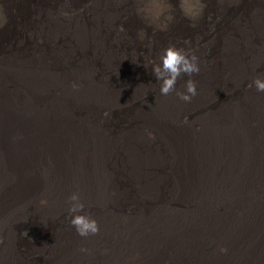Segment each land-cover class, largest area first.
Returning <instances> with one entry per match:
<instances>
[{
	"label": "rangeland",
	"instance_id": "obj_1",
	"mask_svg": "<svg viewBox=\"0 0 264 264\" xmlns=\"http://www.w3.org/2000/svg\"><path fill=\"white\" fill-rule=\"evenodd\" d=\"M10 1L13 2V0ZM95 1L96 0H22V2H20V0H16V4L11 5L9 0H3L2 6H0V62L2 63V64L0 63V73L2 74L11 73V71L6 70L11 67L13 79L9 84V87L11 89L10 92L12 93L9 94V101H10V113L11 114L14 113L15 115L12 114L13 115L12 116L11 114H8L9 116L8 115L4 116V120L6 122H9V124L11 125L7 128L0 130V136H1L0 146L3 142L2 137H4L5 139L14 137L13 142L15 144L18 143L19 145H21L26 140L28 141L30 136H32V134L36 132L35 129L32 128L31 134L30 131L26 132L24 130H23L24 133H22V128L18 127V125L15 124L17 122L21 123L24 121L23 119H26L31 122L30 126L34 127L38 123V122H34L36 120L35 118L42 117L40 113L37 114L36 111L34 113V109L36 110L37 107L35 108V106L33 105L31 107L32 111L27 112L29 114L26 113L27 115H24L25 106L34 101V95H35L34 89H29L27 87L28 80L25 78L28 77L30 74L32 76L33 73L37 70L36 62H39L42 66V71H40L41 73L39 74V76L45 75L47 80L49 79V76H51V83L55 85L56 83L61 84L62 82H65L66 84H70L68 83V76L70 71L67 73H55L52 67H48L47 65H45V61L49 59L51 62H53L54 66H59L63 63L65 64L72 61L73 72H71V78L75 82L73 85H76L82 90L89 89L96 85L99 91H101L102 93V100L100 101L96 100L98 104L94 105L89 112H94L97 109L100 110L114 109L123 112L122 110L123 106L128 108L125 124L121 125L123 131L131 130L138 133L137 126L147 125L146 123L141 124L140 118H137L139 120H136V123L133 121L132 119L133 107L132 105H130V103L133 102L140 105L145 97V92L150 87L151 91L155 96V104L147 112L150 120V125L148 126L158 135L154 137V141L150 137L146 136L147 137L146 138L145 136L141 135L144 142L142 143L143 146H140V149L143 153L145 144L150 145L151 147L154 146V148H158L157 146H161L162 144L169 142V140L160 132L172 134L171 148L168 149V145H167V156H168L167 165L162 167L163 169L160 167V169L157 170L158 171L157 175L159 177L158 176L154 177V178L158 177V179L163 177L164 178L163 180L166 179L164 181L166 187L157 189L156 191L157 199L155 200V203H153L152 200L144 198L143 194L147 192L146 190L148 188L145 184L141 188L137 189L138 191L128 192L127 198L119 202L120 206L112 205L110 207H104L102 209L101 214L105 216L104 218L105 220L103 219L104 221L101 224H98L101 234L99 236L97 235V238L98 239L102 238V241L99 240V242L101 243L103 242L104 245L102 246L105 247L103 252L104 251L105 252L103 255L98 256V259H114V258L116 259L120 249L122 254L120 252L121 256H119V258L117 259L127 260V258H129L128 255L129 253L127 252V250H125L128 248V246H126L125 244L128 240L130 241V243L133 242L138 247H140L139 253L143 257V259L141 258L136 259L137 255L131 256L129 258L130 264H134L135 263L134 261H136L135 264H140V263L148 264V262L153 263L154 262L153 259L155 260L157 259L156 254L160 248L164 250L163 251L164 257H166L169 254L175 253V251H172L171 249L165 250L167 243L165 244L162 243L164 241V236H165L164 230L162 231L161 229H159V225L157 224V222H155V221H159L161 218L163 219V217L165 218L171 216L169 214L168 215L165 214V212H163L161 209V206L166 204V210L169 207H171V209L174 208L175 210V211L173 210L172 213L173 215H175L174 219L176 220L175 221L176 226L179 225V227L184 229V252L197 251L196 256L198 259H194L193 261H190L191 257L189 254L188 255L189 261L187 262H190V264H238L237 260L239 254L236 255L234 252H226L224 250L222 251L221 248H219L216 252L214 250V246L213 245L210 246V244H214V238H215V237L210 238L212 236V232L215 233L216 229H218L219 232L221 228H225L226 226L223 227L220 226L228 222L229 217L231 218L232 216H230L226 210H220L218 211L217 215L219 217H222L223 221L212 223V227L207 231L202 232L203 233L202 236H200L199 233L195 234L194 232H190L192 226H199V225L201 226L202 223L203 225L199 227L202 228L203 230L207 229L208 227L207 225H209V222L207 220L213 218L212 216H210L208 207L211 210V207L209 205L211 206H215V205L212 204L211 200L207 197V194L205 195L204 198V194L209 189V187H207L205 184H202L201 186H197L195 188L194 186L187 184L185 181H182V179H181V183L183 188H181V191L179 189V194L176 196V198L173 194L172 197L171 196V191L173 190L172 180L174 179L170 171L175 166L177 167L179 165V160H178L179 155L178 152L176 151V144H175L176 141L177 142L182 141L184 144L189 145L192 151L198 148L199 150L206 153L205 156L195 157L200 165L199 166L200 175H204L206 179V183L215 182L216 180L215 177L216 172L212 173L213 170H210L209 168H212L214 170H219L221 164L228 162L232 164H236L239 167H241V169L243 170V174L238 177L240 182L235 187L234 191L233 188H231L234 182H232L227 189L223 188L222 187L223 185H221L220 187L222 188L220 189L219 187L217 189V191L219 190L218 192L215 190L216 198L219 200V202L223 201L222 202L223 205H229V203H227L228 201L227 199L233 197L235 203L238 201H242V204L246 208L248 207L254 208L256 212L255 214L257 216L260 215L264 216V203L256 201L253 198V196H251L248 193V186L250 185V182H248V180L251 178V175L245 173V169L242 168L241 166L242 160H249L253 166L255 165L257 170L261 167L264 168V158L262 156L263 145L259 142V141L264 142V129L261 127V125L257 122L256 119L257 117L264 116V109L263 111L255 114H243L241 112L235 111L245 108L246 102H248L245 100L244 97L240 98L238 101V105L235 108H233L234 111H232V117L224 121L222 125L218 127L216 123L219 119L216 120L214 115L215 114L214 109L216 108L217 105L215 103H209L204 99L205 96L202 88L200 89L197 88V95L194 96L190 102H184L180 100L175 93H171L170 95L168 94L169 96L160 94L159 83L156 81V78L152 73L150 66L152 63L158 61L160 52H157L153 47H149L148 44L151 43L155 46L160 47V49L163 50L164 47H161L155 41V36L153 37V35H162L163 37L166 38L165 44L174 42L173 45H175L176 47L195 51L198 57H200L199 58L201 61L200 71H202L198 73L199 75L195 74L192 77V79L196 82V87H198V80L201 78L200 76H204L203 74L204 72L207 75V76L205 75L204 77L208 78V80L210 81L209 73L215 70V68H213V63L215 61V58L218 57V55L220 56V58L223 57L222 63H225L228 60L225 51L221 52L223 49L222 44L225 45L226 43V47L228 48V54L232 55V58L230 57L229 60L234 59L236 54L237 53L239 54L242 51H243L242 55H248V53L256 52L254 57L247 58V60L245 59L244 61H239L240 63H242L240 64L241 67L239 68L241 70H243L244 68L247 69L246 70L247 75L243 77L242 81H232L230 80V78H228L232 83L236 82L237 84H239L241 82L242 86H248L251 83L250 81L251 79H254L258 75H264V61L261 62L259 61L261 60V56L264 52L263 49L264 45L262 47V43L264 44L263 42L264 38L262 37L260 32L262 31V28L264 29L263 26L264 23L259 22L258 20L259 18L254 14L255 13L254 11L256 10L255 4L258 3L259 0H218V2H216L211 7L207 6V0H203L204 2L203 12L194 21L185 17V15L184 16L182 15V12L179 7L180 0H166V4L169 7L173 6L171 1L175 5V8H171L172 15L174 16V20L171 23L170 32L160 31L156 29L155 26H150L140 15L137 14L136 9L138 8L141 1L103 0L104 4H99L100 6L101 5L103 6V9L100 10L97 6L96 7L97 12L92 14L93 9L95 7ZM261 1L264 2V0ZM232 6L235 9L234 8L231 9ZM101 11L104 12L105 19L108 20L107 25L104 27L106 28L105 33L103 32L104 28L102 29V31H100V27L102 23L100 22L95 23V18H94V15H97ZM213 13L219 14V18L217 20L214 19ZM246 16L249 17L247 18ZM123 21H127L128 24L126 23L122 25ZM15 22L18 23L15 24ZM24 23L26 25H24ZM72 24H74L73 28H72ZM36 25H38L37 27L39 28H44L46 33L44 36H40L41 38L38 39L37 42L32 41L31 39L28 38L23 39L25 44L27 46H30L29 48H20L14 43L13 40H11L15 38L13 33L15 27L19 26L21 28H25L26 26L34 27ZM88 28H92V30L95 31L87 30ZM187 28H190L195 32L199 31L200 37L197 35L195 36L194 31H190L189 32L190 36H188V32H186ZM80 29L84 31V34L79 33ZM48 30H50V33L47 36ZM92 32L93 34L99 32V36L101 35V33L107 34L106 35L107 46L103 44L104 37L100 36L99 37L100 43L97 44L95 49L98 55L103 53L105 55L103 56V58H107V59L102 60L100 58L98 61L92 64L93 67L98 70L99 76H93L90 73V71H87L85 68V64L81 60H79V56H78V54L81 56L82 54L92 50V44H94L95 42H93L92 40L89 41L88 38V33L91 38ZM191 37L194 38L190 41ZM119 39L129 40L131 44L127 46L124 53L116 57L115 54L117 53L114 52H119L117 48V46L120 43ZM256 44L259 46H257ZM212 45H215L214 51H216L215 48H217L216 52L212 51L209 48ZM236 47L237 49H235ZM258 47H259V51H258ZM204 50H206L207 53L208 52H214V53L212 54L209 53L208 59H206L200 56V54L204 53ZM148 51L150 53H148ZM257 52H259V54ZM39 54H42L43 56L41 60L37 61L38 59L35 56ZM7 60L10 63H6L4 65V63ZM253 61L256 63L255 66H252ZM221 64H218V66ZM210 65L211 67H209ZM25 67L26 69H24ZM207 70L209 73L207 72ZM56 74L59 75L58 76L59 78H57V82L55 80V78L57 77ZM184 78L185 80L188 79V77H182L180 80H178L180 85H177V88L181 91H183ZM229 80H227L226 82H228ZM143 82H149V84L146 86L143 85ZM92 83L94 85H90ZM108 85L114 87H110ZM253 89L255 88L253 87ZM110 90L112 91L111 94L108 96ZM37 92L40 93L39 90H37ZM126 93H129L128 97L126 96ZM222 93H223L222 95H227L226 92H222ZM248 93L251 96H257L260 92L248 90ZM59 99H60V104H62L64 107H66L67 109L72 108V105L66 98L60 97ZM262 102L264 105V93H263ZM162 111L165 115V117L163 118H162ZM41 121H43L44 125L48 127L49 125H53V124L54 126H50V127L58 126V123L56 125V121L54 119L52 120V118L48 120L49 125L47 123V119H42ZM62 121L66 122L67 125H72V126L76 122L73 119H70L69 114L64 115ZM145 131L151 132L148 129H145ZM122 139H125V135L122 137ZM232 143H234L237 146V150L233 148ZM13 145L14 144L10 145V149L12 146L14 151ZM26 149H28L29 151L26 157L31 158L30 162L31 164H33V167L34 164L37 165L43 161L42 158H40L39 156H48L51 165L53 166V168H55L54 170L56 172H58V170L63 171L64 167L60 160V158L61 159L63 158L54 151L44 149L42 150V153L40 155H34L33 149L30 148H26ZM243 149L246 150L248 153V157L246 159H242L239 155L240 151ZM14 152L17 153V151ZM155 152H157L156 149ZM223 154H226L228 156H223ZM253 156L256 157V159H254ZM170 158L172 161L170 160ZM191 158H192V152H190L187 155V162L184 166V170L186 171V173L189 168ZM173 159L176 160L174 161ZM107 161H110V159L108 158ZM258 163L261 164V167L257 166ZM33 167L24 169V176L34 177L35 170ZM151 172L155 173L156 171H151ZM254 178H262V175L256 172V176H254ZM221 179H225V178L221 177ZM123 180H125L123 181L125 184L127 183L126 187L132 185L129 179L127 180L126 178H123ZM157 180L153 179L154 185L156 184ZM63 183L64 184H54L53 181L49 178L46 181V188L48 192L50 193V195L55 197L57 201L60 199V197L57 196L60 192L62 193L67 192L66 184L64 181ZM210 188L213 190L215 186L213 185ZM74 190L78 191L77 189ZM110 190L114 191L113 188H110ZM8 192L9 189L6 187L0 190V211L7 210V207L1 203V199ZM184 194L190 195L193 199L196 198L199 199V201H197L198 205L196 204L197 207L194 206L195 205L194 201H191L192 203L184 202L182 199L179 198L180 195H184ZM119 195L120 194H118V196L116 195V197H119ZM241 196L243 200L241 199ZM116 197H115V201L118 202V199ZM145 200L147 201L145 202ZM42 201L45 203L44 198L36 197L34 199V203H28L29 206L26 203H21L20 206L18 207L24 209L26 216L22 217L20 221H17L15 223L13 231L11 230V232H12V236L17 234L21 237V239H19L16 242V249L22 251V253L28 254L29 252H32V248L38 245L37 244L38 240L44 242L47 245H52L54 247V244H56L57 241L63 242L66 239L65 237H62L61 234L67 235V237L71 236V238H73L72 235L76 233L75 230L74 231L71 230L73 229V227L69 222L70 217L67 212V205L64 208L63 207L59 208L58 213L55 216H52L47 219V222L50 224L42 222L37 217L36 211L39 212L47 211L49 210L52 203L51 201H49L44 205ZM139 201H142V203L140 204ZM125 203H129V204H125ZM204 209L206 210V212ZM232 210H233L232 214H236V215L239 214V212L236 209L233 208ZM178 211L181 212V213L179 212L181 214V215L179 214L180 216L176 215V212ZM153 212L155 213L154 215ZM199 214L202 215L199 216ZM150 216L151 217L154 216L158 218L156 220L154 218L150 220L152 221L151 223H154L157 232L155 229L150 227L148 229L150 231L144 229L145 233L144 232L141 233L142 235L140 236H135L134 233L133 235L127 233V232L130 233L131 229L133 228L131 224L134 226L137 222H146L145 220L149 219ZM150 221L144 224V228H147V226L150 225ZM246 224L247 223H245L244 226L243 225L234 226V229L237 228L236 230L239 232L240 228H244ZM189 225H191V227H189ZM128 226L131 227L128 228ZM249 226L250 225L247 224L246 228H249ZM260 227H261L260 230L257 228L255 229L254 236L261 241V238L264 237V224L261 223ZM39 229L42 230L44 229L47 231L43 232V231H39ZM48 233L50 234L51 237L48 235ZM148 235H150L151 237L153 236V238L149 237ZM220 239L221 236L218 237V240ZM117 240H119L120 242ZM64 242L62 244L66 243ZM2 245L4 247V244ZM100 246L101 245H93L91 248L92 253L90 255H93L94 252L97 251V249ZM65 247L68 248L69 251H72L74 249L71 253V256L66 258V259H72L70 264H78V260H82L79 261V264H85L86 263L85 261L87 260L90 261L89 248H82L85 249V253H83L81 252L82 249L80 247H73L72 245H66ZM252 247L254 251L257 250V248L252 245L250 246V248L245 247L244 252L242 253V257L240 259V264L241 262L244 263L245 261H247V259H249L248 257L251 253ZM151 248L153 249V251L150 254ZM53 252L60 253L61 247L57 245V247L53 250ZM116 253L117 255H115ZM225 253L226 256L224 257ZM51 256L52 253L50 254L49 258ZM243 256L244 257L246 256V259ZM258 258L260 257L258 256ZM32 259L33 262H36L35 256H32ZM181 261L182 260L180 259L179 264H184V262ZM161 262L162 264H172L169 263V258H164L163 261ZM45 264H63V263H57L55 261H52L51 263L46 262ZM91 264H99V263H97V261H93V263Z\"/></svg>",
	"mask_w": 264,
	"mask_h": 264
},
{
	"label": "clouds",
	"instance_id": "obj_2",
	"mask_svg": "<svg viewBox=\"0 0 264 264\" xmlns=\"http://www.w3.org/2000/svg\"><path fill=\"white\" fill-rule=\"evenodd\" d=\"M138 1H141L137 8L138 15H140L150 26H155V28L160 31L170 32V26L174 20L171 8H175V5L172 1V7H169L166 4V0ZM2 2L3 0L0 1V6H2ZM9 2L11 5L16 4V0H13V2L9 0ZM20 2H22V0H20ZM216 2H218V0H207V6L211 7ZM99 4H104V1H95V7L92 14L97 12V6L100 10L103 9V6H100ZM179 7L183 16L185 15V17L194 21L203 12L204 2L203 0H180ZM232 8L234 7L232 6L231 9ZM213 15L215 20L219 18L218 13H213ZM94 18L95 20L98 19V22L102 23L100 27V31H102V29L108 23V20L105 19L104 12H99L97 15H94ZM18 22H15V24ZM126 23L127 21H123L122 25ZM24 25L26 24L24 23ZM37 26L38 25L34 27L26 26L25 28H21L19 26L15 27L13 31L15 38L11 40H13L14 43L20 48H29L30 46H27L23 39L28 38L37 42V40L41 38L40 36H44L46 33L44 28H39ZM73 26L74 24H72V28ZM105 29L106 28L103 29L104 33ZM87 30L92 31V28H88ZM190 31L194 30L190 28L186 29L188 36H190ZM49 33L50 30L47 31V36ZM104 33H101L100 36L104 37L103 44L107 46V34ZM196 35L200 37V32L196 31L195 36ZM100 36L99 32H96L95 34H92L91 39L88 33L89 41L92 40L95 42L92 44V50L82 54L81 56L78 54L79 60L85 64L86 70L90 71L93 76H99V73L92 64L98 61L100 58L102 60L107 59L103 58V56H105L103 53L98 55L95 50L97 44L100 43ZM154 36L155 41L161 47H164V49L161 50L158 46H155L151 43L148 44L149 47H153L157 52H160L158 61L150 65L152 73L154 74L156 81L159 83L160 94L166 96L168 94L170 95L171 93H175L180 100L184 102H190L192 98L197 95L196 82L192 79V77L193 75L198 74L201 70V61L198 55L195 51L190 49L186 50L184 48L176 47L173 45L174 42L165 44L166 38L162 35H153V37ZM194 37H191L190 41ZM119 40L120 43L117 46L119 52H114L117 53L115 54L116 57L124 53L127 46L131 44L129 40ZM214 46L215 45H212L209 48L214 51ZM222 46L223 49L221 52L225 51L226 57L228 59L225 63L228 62L233 64L234 62L229 61L231 55L228 54L226 43L225 45L222 44ZM215 49L217 50V48ZM214 52L207 53V51L204 50V53L200 54V56L208 59V54H212ZM148 53L150 52L148 51ZM42 56V54H39L35 57L38 59L37 61H39L41 60ZM222 62L223 57L220 58L218 55L213 63V67L215 69L217 67H222L225 64ZM6 63L10 62L7 60L4 65ZM36 63L37 70L32 76L29 75L25 78L28 80L27 87L29 89H34L35 95L34 101L25 106L24 115L31 111V107L33 105L35 108L37 107L36 112H39L42 117L36 118L35 122H38V124L34 127L30 126L31 122L26 119H24V121L21 123L17 122L15 124L22 128V132L23 130L26 132H31L32 128H34L36 131L32 136H30L28 141H25V144L23 145L24 147L34 150H56L57 153L64 159V172L61 174V178L66 184L67 192L63 204H60L56 198L50 195L48 192L46 188V181L48 178L54 177V168L51 165L48 156H39L43 161L37 165L34 164L33 167V164L30 162L31 158L18 154L10 149V145L15 144L13 142L14 137L9 139L2 137L3 142L0 146V190L6 187L9 189V192L1 199V203L7 207V210L0 211V213L5 212L0 214V264H45L48 261L51 252H53L57 245H62L61 252L58 255L59 257H69L71 255L72 251H69L68 248H65L66 245H72L73 247L80 248H89V255L92 253L91 247L93 245H101L97 251H95L94 254L90 256V261L87 260L89 263L97 261L99 264H114L115 260H118L121 264H130L129 258L133 255H138L140 252V247H138L133 242L130 243L129 240L125 244L128 246L127 252L129 253V258L127 260L117 259L120 256V249L116 259H98V256L104 254V247L102 246L104 244L103 242L101 243L98 241H102V239H97V235L101 234L98 224H101L105 220V216L101 214V211L104 207H110L112 205L120 206V203L115 201L114 195L110 190V180L107 172L104 168L97 167L94 148L97 147L99 149H105L108 151L119 149L123 146L128 137H131L135 134L150 137L154 141V137L158 134L148 126L150 125V120L147 112L149 109H151V107L154 106L155 96L149 87L145 92V97L140 105L133 102L130 103V105L133 107V121L136 123V120H139L137 118H140L141 124L146 123L147 125L137 126L138 133L131 130L123 131L121 125L125 124L128 108L123 106V112L114 109H97L94 112H89L94 105L98 104L96 100H102V93L99 91L96 85L86 90H82L76 85H73L75 82L71 78V72H73L72 61L65 64L63 63L59 66H54L53 62H51L49 59L45 61V65L52 67L55 73H67L70 71L68 76V83L70 84L62 82L61 84L56 83L55 85L51 83V76H49L48 80L46 79L45 75L39 76L41 73L40 71H42V66L39 62ZM218 64L221 65L218 66ZM24 69H26V67ZM6 70L11 71V73H0V130L11 125L4 120V116L10 114L9 94L12 93L10 92L11 89L9 84L13 79V75L11 67ZM56 76L57 77L55 80L57 82V78L59 77L57 74ZM182 77H188L186 80L184 78L183 91L177 88V82ZM230 80L236 81L234 76H231ZM149 82H144L143 85L147 86ZM90 85L94 84L92 83ZM248 87H254L257 92L264 93V75L256 76L248 85ZM37 90H39L40 93H38ZM112 90L109 91L108 96L111 94ZM128 95L129 93H126V96ZM60 97L66 98L72 105V108L67 109L62 104H60ZM66 114H69L70 119L76 121L73 126L67 125L66 122L62 121L63 116ZM163 117H165V115L162 111V118ZM51 118L54 119L56 124L58 123L59 125L56 127H48L44 125L43 121H41L42 119H47L48 123V120ZM21 124H23V126ZM65 127L68 128V133L66 132ZM145 129H148L151 132H146ZM160 133L169 140L168 149H170L172 143V134L162 132ZM124 135L125 139H122V136ZM176 151L178 152L177 141ZM31 167H33L35 170L34 186L32 189L26 190L27 183L25 181L24 169ZM176 168L177 167H174L170 173L173 174ZM172 181L174 187V180ZM75 183H77L79 191L74 190ZM210 191H212L211 188L205 192L204 198L205 195ZM172 193L173 190L171 191V196ZM36 197L44 198L45 203L49 201L52 202L49 210L44 212L36 211L37 217L44 223H48L47 219L55 216L58 213L59 208H64L67 205V212L70 217L69 222L73 226L72 230H75L76 233L72 235L73 238H71V236L67 237V235H61L66 238L64 240L66 243L62 244L64 241H57V243L54 244V247L38 240V245L32 248V252L25 254L22 253V251L16 249V242L21 239V237L17 234L12 236L11 230L13 231L14 225L17 221H20L22 217L26 216L24 209L18 208L20 204L26 203L28 205V203H34V199ZM179 198L184 202H191L194 200L188 194L180 195ZM146 201L147 200H145V202ZM215 202L222 203L223 201L219 202L215 196ZM42 203L44 202L42 201ZM139 203L141 204L142 201H139ZM153 203L155 202L153 201ZM235 205L236 204L229 206L226 209L230 216ZM208 211L210 212V216L213 218L209 219V225L207 229L203 230L199 226H192L190 232H194L195 234L199 233V235L202 236V232L210 229L212 227V223L223 221L222 217L217 215L218 211H212L209 207ZM154 214L155 213H153V215ZM152 218L155 220L157 219V217L150 216L149 219L145 220L146 223ZM144 229V225L143 228H135V226H133L130 234L134 233L135 236H140ZM39 231L45 232L47 230L39 229ZM48 235L50 236L49 233ZM2 244H4V247ZM82 252L85 253V249H82ZM32 256H35L36 262L32 261Z\"/></svg>",
	"mask_w": 264,
	"mask_h": 264
},
{
	"label": "bare ground",
	"instance_id": "obj_3",
	"mask_svg": "<svg viewBox=\"0 0 264 264\" xmlns=\"http://www.w3.org/2000/svg\"><path fill=\"white\" fill-rule=\"evenodd\" d=\"M136 2V1H135ZM138 3V2H137ZM256 5V10L254 11L255 16H257L259 19V22H263L264 23V2H262L261 0H259L258 3L255 4ZM251 6V5H250ZM250 8V7H249ZM252 8V7H251ZM137 10V9H136ZM251 12V11H250ZM253 12V11H252ZM251 14V13H250ZM112 17V16H111ZM110 17V18H111ZM247 17V16H246ZM245 17V18H246ZM249 17V16H248ZM247 17V18H248ZM251 17V16H250ZM255 18V17H254ZM112 19V18H111ZM113 20V19H112ZM254 21V20H252ZM258 22V21H257ZM95 23H99L98 19L95 20ZM259 24V23H258ZM96 25V24H95ZM260 25V24H259ZM263 25V24H262ZM264 26V25H263ZM262 26V27H263ZM91 27V26H90ZM252 27V26H251ZM255 27V26H253ZM258 27V26H257ZM77 29V28H76ZM251 29V28H249ZM261 30V29H260ZM95 31V30H92ZM255 31V30H254ZM91 32V31H90ZM245 32V31H244ZM258 32V31H257ZM261 35L264 38V29L262 28ZM79 33L84 34V31L80 29ZM95 33V32H94ZM248 33V32H247ZM259 33V32H258ZM93 34V32L91 33V35ZM246 34V33H245ZM250 34V33H249ZM252 34V33H251ZM260 35V36H261ZM258 36V34H257ZM251 37V36H250ZM255 37V36H254ZM261 37V38H262ZM83 38V37H82ZM86 38V37H85ZM253 38V37H252ZM256 38V37H255ZM87 39V38H86ZM244 39V38H243ZM248 39V38H247ZM240 41V40H239ZM256 41V40H255ZM242 42V41H241ZM248 42V41H247ZM260 42V41H259ZM264 42V41H263ZM252 43V42H251ZM250 44V43H249ZM255 44V43H254ZM211 45V44H210ZM246 45V44H245ZM257 45V44H256ZM263 43H262V47H263ZM232 46V45H231ZM259 46V45H257ZM241 47V46H240ZM245 47V46H243ZM248 47V46H247ZM101 48V47H100ZM234 48V47H231ZM250 48V46H249ZM255 48V47H254ZM237 49V47L235 48ZM257 49V48H256ZM264 49V48H263ZM239 50V49H238ZM237 50V51H238ZM255 50V49H254ZM217 51V50H216ZM258 51H259V47H258ZM255 52V51H254ZM263 52V51H262ZM220 53V52H219ZM256 53V52H255ZM255 53H248V55H242L243 51L240 52L239 54L237 53L236 56L234 57V59H231L229 61L234 62L233 64L231 63H225L222 67L220 68H216L213 72H207L210 74V81L208 80V78L204 77L206 74L205 72L203 73L204 76H200L201 78L198 80V89L202 88L204 91V99L206 101H208L209 103H215L217 106L214 109L215 110V119L218 120L217 121V126H221L222 123L224 121H226L227 119H229L230 117H232V111L233 108H235L238 105V101L240 98H245L246 101V107L239 109V110H235L238 112H241L243 114H255L258 112L263 111L264 109V105L262 102L263 99V93H259L257 96H251L248 93V90H252V91H256L255 89H253V87H248V86H242L241 82L239 84L232 83L230 82V80L228 78H230L231 76H234V79L236 81H240L243 80V77H245V75H247L246 73V68H244L243 70H241L239 67L240 63L239 61H244L245 59L247 60V58H251L254 57ZM259 54V52H257ZM232 58V55L230 56ZM74 58V57H73ZM200 58V57H199ZM216 59V58H215ZM257 60V59H254ZM261 61H264V52L261 56ZM211 63V61H210ZM213 63V62H212ZM255 62L253 61L252 66H255ZM246 66V65H245ZM79 67V66H78ZM207 67V66H206ZM211 67V65L209 66ZM214 68V67H213ZM249 70V69H248ZM202 72V71H200ZM206 72V73H207ZM30 74V73H29ZM202 74V73H201ZM31 75V74H30ZM199 75V74H198ZM59 76V75H58ZM197 76V75H196ZM195 76V77H196ZM207 76V75H206ZM248 77V76H247ZM246 77V78H247ZM55 78V77H54ZM197 78V77H196ZM229 80L228 82H226L227 80ZM53 80V78H52ZM183 80V79H182ZM225 80V81H224ZM253 79H251L250 81L252 82ZM233 81V80H232ZM144 83V82H143ZM249 83V82H248ZM134 84V83H133ZM132 84V85H133ZM139 85V84H138ZM152 85V84H151ZM177 85H180L179 82H177ZM247 85V84H246ZM131 86V85H130ZM107 89V88H106ZM126 89V88H125ZM128 89V88H127ZM201 92V91H200ZM222 92H226L227 95H222ZM157 93V92H156ZM113 95V94H112ZM119 95V94H118ZM121 95V94H120ZM140 95V94H139ZM129 96V95H128ZM127 96V97H128ZM159 97V96H158ZM132 98V97H131ZM111 99V98H110ZM130 99V98H129ZM160 99V98H159ZM157 100V99H156ZM115 101V100H114ZM159 101V100H158ZM102 102V101H101ZM113 102V101H112ZM161 102V101H160ZM119 103V102H116ZM121 103V101H120ZM30 104V103H29ZM109 105V104H108ZM212 106V105H211ZM20 107V106H18ZM22 107V106H21ZM100 107V106H99ZM114 107V106H113ZM92 109V108H91ZM150 110V109H149ZM148 110V111H149ZM32 111V109H31ZM35 109H34V113H35ZM18 113V112H16ZM20 113V112H19ZM39 112H37L38 114ZM11 114V113H10ZM14 114V113H12ZM11 114V115H12ZM21 114V113H20ZM29 114V113H27ZM26 114V115H27ZM151 114V113H150ZM15 115V114H14ZM19 115V114H18ZM33 115V114H32ZM9 116V115H8ZM13 116V115H12ZM150 116V115H149ZM21 117V116H20ZM28 117V116H27ZM153 117V116H152ZM12 118V117H11ZM16 118V117H15ZM14 118V119H15ZM10 119V118H9ZM23 119V118H22ZM21 119V120H22ZM36 119V118H35ZM257 122L261 125V127L264 129V116L261 117H257ZM24 120V119H23ZM53 120V119H52ZM32 121V120H31ZM69 121V120H68ZM33 122V121H32ZM35 122V121H34ZM53 122V121H52ZM9 123V122H8ZM20 123V122H19ZM54 123V122H53ZM34 124V123H33ZM38 124V123H37ZM71 124V123H69ZM23 126V124H21ZM57 125V124H56ZM59 125V124H58ZM14 126V125H12ZM54 126V124H53ZM50 127V126H49ZM15 128V127H14ZM20 129V128H19ZM68 128L65 127L66 132L68 133L69 131H67ZM21 130V129H20ZM29 130V129H28ZM34 130V129H33ZM17 132V131H16ZM21 132V131H20ZM24 133V132H22ZM31 134V132H30ZM29 134V135H30ZM28 135V134H26ZM33 135V134H32ZM25 136V135H24ZM28 137V136H26ZM123 137V136H122ZM146 137V136H145ZM147 138V137H146ZM148 141V140H147ZM144 142L143 138L141 135L139 134H135L131 137H128L126 139V141L124 142L123 146L119 149H114L112 151H108L105 149H99V148H94L95 150V154H96V164L98 168H104L105 171L107 172L108 176H109V180H110V188H113L114 191H111L112 194L114 195V198L116 197V195L119 197H116L118 199V202H121L122 200H124L125 198H127L128 192L131 191H138L137 189L141 188L143 185L146 184L147 188V192L143 194L145 199H149L155 202V200L157 199V195H156V191L158 188H162V187H166L164 181V178H159L158 179V169H160V167H164L167 165L168 162V156H167V145L169 146V142L162 144L161 146H157L158 148H154L151 147L150 145L145 144L144 149H143V153L140 149V146H143L142 143ZM149 142V141H148ZM262 145H263V153L262 156L264 158V142L263 141H259ZM151 143V142H150ZM25 144V142L21 145L14 144V151H17L18 154H21L23 156H27L29 151L28 149H26V147H24L23 145ZM154 144V143H152ZM176 144V143H175ZM174 144V145H175ZM172 146V145H171ZM232 146L235 150H237V146L232 143ZM173 148V147H172ZM155 149L157 150V152H155ZM177 149H178V155H179V165L177 166L176 170L174 171L173 175V179H174V189H173V195L176 197L179 194V189L181 191L182 187V183H181V179L182 181H185L187 184L194 186L195 188L197 186H201L202 184H205L207 187H211V186H215V188L207 193V197L211 200L212 204L215 206H211V210L212 211H220V210H226L229 206H232L234 204H237L234 209H236L239 214H232L231 218L229 217V221L226 222L225 224H223L220 227L226 226L225 228H221L220 231L218 232V229L215 230V233L212 232V237L214 238V244H210L214 246V250L217 252V250L219 248L223 249L226 252H234L236 255H238V264H240V259L242 257V253L244 252L245 247L250 248V246H254L257 248L256 251L251 250V253L249 255V259H247V261H245L244 263L241 262V264H263L264 262V237L261 238V241L254 236L255 233V229H261L260 224H264V216H257L255 213L254 208H246L243 204L242 201H238V202H234L233 197L227 199V203H229V205H223L222 203H218L215 202V196H216V192L217 189L223 185L222 187L227 189L229 187V185H231L232 182H234V184L232 185L231 188H233V191L235 189V187L238 185V183L240 182L238 177L241 176L243 174V170L241 169V167H239L236 164H232L230 162L228 163H224L221 164V167L219 170H214L212 168H209L210 170H213L212 173L216 172V180L215 182H211V183H206V179L204 177V175H200V170H199V163L197 161V159L195 157H202L205 156L206 153L199 150L198 148H196L195 150L192 151V149L190 148L189 145L184 144L182 141H178L177 142ZM11 150L13 151V148L11 146ZM44 150V149H42ZM42 150H34L33 149V154L34 155H40L42 153ZM55 153H57L56 150H52ZM145 152V153H144ZM192 152V158L190 160V164H189V168L186 171L184 170V166L187 162V155ZM58 154V153H57ZM240 157L242 159H246L248 157V153L246 150H241L239 153ZM223 156H228L226 154H223ZM176 157V156H175ZM110 159V161H107V159ZM173 158V157H172ZM254 159H256V157L253 156ZM61 163L64 167V159H61ZM171 160V158H170ZM174 160V159H173ZM176 160V159H175ZM174 160V161H175ZM185 160V161H184ZM172 161V160H171ZM242 168L245 169V173L250 174L251 178L248 180V182H250V185L248 186V193L253 196V198L256 201L262 202L264 203V168L261 167V164L258 163L257 166L261 167L258 170L256 169L255 165L253 166L252 163L249 160H242ZM172 163V162H171ZM170 164V163H169ZM172 165V164H171ZM56 167V166H55ZM174 167V166H173ZM176 167V166H175ZM167 168V167H166ZM55 169V168H54ZM163 169V168H162ZM165 169V168H164ZM150 170V171H149ZM151 171H156L155 173H152ZM168 171V170H166ZM170 171V170H169ZM64 171L58 170V172H56L54 170V177L53 178H49L53 181L54 184H64L61 178V174H63ZM165 172V170H164ZM256 172L260 173L262 175V178H254V176H256ZM167 175V174H166ZM155 176H158L156 178H154ZM168 176V175H167ZM183 176V178H182ZM221 177H224L225 179H221ZM123 178H126L127 180H130V183L132 185L127 186L126 184L123 182L125 180H123ZM153 179L157 180L156 184L154 185L153 183ZM25 181L27 183V189H32V187L34 186V177L31 176H25ZM168 182V181H167ZM166 182V183H167ZM129 183V182H128ZM170 183V182H169ZM77 184V183H75ZM173 186V184H172ZM171 187V186H170ZM220 187V189L222 188ZM257 187V189H256ZM230 188V189H231ZM74 189H77L79 191V187L78 185H74ZM256 189V190H255ZM4 191V190H3ZM219 191V190H218ZM217 191V192H218ZM231 191V190H230ZM118 192V194H117ZM222 192V191H221ZM253 192V193H252ZM224 194V193H223ZM232 194V193H229ZM234 194V193H233ZM66 192H60L57 196L60 197V199L58 200V202L60 204H63L64 198H65ZM222 196V195H221ZM235 196V195H234ZM220 197V196H219ZM226 199V198H225ZM242 199V196H241ZM180 200V199H179ZM243 200V199H242ZM195 202V205L197 204V201H199V199H194L193 200ZM219 201V200H218ZM192 203V202H191ZM152 205V204H151ZM198 205V204H197ZM23 206V205H22ZM191 206V205H190ZM226 206V207H225ZM197 207V206H196ZM199 207V206H198ZM3 208V207H1ZM153 208V207H152ZM151 208V209H152ZM181 208V207H180ZM188 208V207H187ZM203 208V207H202ZM201 208V209H202ZM205 208V207H204ZM161 209L163 212H165V214H169L171 216L169 217H163V219L161 218L159 221H155L157 222V224L159 225V229H161L162 231L164 230V241L162 243H167V246L165 248V250L167 249H171L172 251H175V253L173 254H169L166 257H164L163 255V249H159L157 251L156 257L157 259H153L154 262L150 263L148 262V264H162L161 261H163L164 258H169V263L172 264H179V260L181 259L184 264H190L189 261V257L188 255L190 254L191 260L193 261L194 259H198L196 256L197 251L195 252H188L185 251L184 252V229H182L181 227L176 226V220L174 219L175 215H173V210L174 208L171 209V207L167 208L166 210V204H164L163 206H161ZM177 209V208H176ZM192 209V208H191ZM200 209V210H201ZM166 210V211H165ZM180 210V209H179ZM205 210V209H204ZM175 211V210H174ZM180 211L176 212V215H179ZM184 212V211H183ZM187 212V211H186ZM189 212V211H188ZM198 212V211H197ZM206 212V210H205ZM4 213V212H3ZM62 213V212H61ZM102 213V212H101ZM154 213V212H153ZM162 213V212H161ZM224 213V212H223ZM191 214V213H190ZM66 215V214H65ZM105 215V214H104ZM181 215V214H180ZM179 215V216H180ZM202 214H199V216ZM108 216V215H106ZM183 216V215H182ZM65 217V216H64ZM62 217V218H64ZM68 217V216H67ZM66 217V218H67ZM177 217V216H176ZM109 218V217H108ZM179 218V217H178ZM198 218V217H197ZM61 219V218H60ZM158 219V218H157ZM180 219V218H179ZM103 220V219H102ZM178 220V219H177ZM188 220V219H187ZM191 220V219H190ZM196 220V219H195ZM199 220V219H198ZM203 220V218H202ZM205 220V219H204ZM207 220V219H206ZM64 221V220H63ZM154 221V220H153ZM183 221V219H182ZM201 221V220H200ZM209 222V220H207ZM152 222V221H151ZM178 222V221H177ZM185 222V221H184ZM194 222V221H193ZM199 222V221H198ZM197 222V223H198ZM205 222V221H204ZM207 222V223H208ZM146 222H137L134 226L135 228L138 227H143V225ZM148 223V222H147ZM179 223V222H178ZM247 223L249 224V228H246V225L244 228H240L239 232L236 230L237 228L234 229V226L237 225H243ZM104 224V223H103ZM206 224V223H205ZM105 225V224H104ZM107 225V224H106ZM199 225V224H198ZM203 225V223H202ZM201 225V226H202ZM131 226L133 227V225L131 224ZM131 226H128L131 227ZM188 226V224H187ZM200 226V225H199ZM200 226V227H201ZM208 226V225H207ZM69 227V226H68ZM73 227V226H72ZM146 227V226H145ZM153 228L156 230L154 223H150L149 226H147V228H145V230H148L149 228ZM183 227V226H182ZM189 227H191V225H189ZM65 228V227H64ZM63 228V229H64ZM127 228V229H128ZM181 228V229H179ZM69 229V228H68ZM189 229V228H188ZM72 230V229H71ZM70 230V231H71ZM129 230V229H128ZM212 230V229H211ZM73 231V230H72ZM146 231V232H147ZM68 232V230H67ZM118 232V230H117ZM121 232V231H120ZM144 232V230H143ZM141 232V233H143ZM155 232V231H154ZM153 232V233H154ZM157 232V230H156ZM252 232V233H250ZM62 233V232H61ZM107 233V232H106ZM115 233V232H114ZM128 234H130L129 232H127ZM145 233V232H144ZM150 233V232H149ZM70 234V233H69ZM119 234V233H118ZM127 234V235H128ZM62 235V234H61ZM100 235V234H99ZM98 235V236H99ZM109 235V233H108ZM111 235V234H110ZM117 235V234H116ZM133 235V234H132ZM142 235V234H141ZM153 235V234H152ZM57 236V235H56ZM103 236V235H102ZM105 236V235H104ZM144 236V235H143ZM149 237H151L150 235H148ZM221 236V239L218 240V237ZM51 237V236H50ZM63 237V236H62ZM107 238V237H106ZM105 238V239H106ZM109 238V236H108ZM115 238V237H114ZM113 238V239H114ZM153 238V236L151 237ZM52 239V238H51ZM98 239V238H97ZM102 239V238H101ZM112 239V238H111ZM125 239V238H124ZM123 239V240H124ZM131 239V238H130ZM133 239V238H132ZM107 240V239H106ZM148 240V237H147ZM99 241V240H98ZM119 241V240H117ZM154 241V240H153ZM114 242V241H113ZM120 242V241H119ZM135 242V241H134ZM146 242V241H145ZM152 242V239H151ZM65 243V242H64ZM149 243V242H148ZM110 244V243H109ZM117 244V243H116ZM138 244V243H137ZM208 244V243H207ZM106 245V244H105ZM112 245V244H111ZM148 245V244H147ZM62 248V245H59ZM120 247V246H119ZM122 247V246H121ZM126 247V246H125ZM124 247V248H125ZM165 247V246H164ZM66 248V247H65ZM72 248V247H71ZM92 248V247H91ZM105 248V247H104ZM123 248V247H122ZM146 248V247H145ZM210 248V247H209ZM255 248V249H256ZM82 249V248H81ZM144 249V248H143ZM74 250V249H73ZM72 250V251H73ZM95 250V249H94ZM93 250V252H94ZM111 250V249H110ZM127 250V249H125ZM213 250V251H214ZM81 251V250H80ZM88 251V250H86ZM108 251V250H107ZM142 251V250H141ZM153 249H150V254L152 253ZM169 251V250H168ZM167 251V252H168ZM248 251V249H247ZM79 252V251H78ZM82 252V251H81ZM105 252V251H104ZM110 252V251H109ZM113 252V251H112ZM117 252V251H116ZM121 252V251H120ZM52 256L50 258H48L47 263H51L52 261H55L57 263H63V264H70L72 259H66L67 257H59L58 255L60 254L59 252H51ZM77 253V252H76ZM142 253V252H141ZM147 253V252H146ZM212 253V252H211ZM122 254V252H121ZM128 254V253H127ZM260 258H258V256ZM117 255V253L115 254ZM129 255V254H128ZM213 255V254H212ZM246 255V254H245ZM248 255V254H247ZM71 256V255H70ZM91 256V255H89ZM121 256V255H120ZM150 256V255H149ZM218 256V255H217ZM226 256V253L224 255V257ZM87 257V256H86ZM126 257V256H125ZM136 257V256H135ZM223 257V258H224ZM244 257V256H243ZM89 258V257H88ZM107 258V257H106ZM114 258V257H113ZM137 258H141L143 259L142 255L139 253V255H137ZM246 259V256L244 257ZM128 259V258H127ZM135 259V260H136ZM132 260V259H131ZM134 260V259H133ZM145 260V259H144ZM150 260V259H149ZM143 261V260H141ZM181 261V262H182ZM136 263V261H134ZM167 262V261H166ZM93 263V262H91ZM90 263V264H91ZM98 263V262H97ZM134 263V264H135ZM139 263V262H138ZM78 264H79V260H78ZM85 264H89V262H86ZM114 264H121L118 260H115ZM141 264V263H140Z\"/></svg>",
	"mask_w": 264,
	"mask_h": 264
}]
</instances>
